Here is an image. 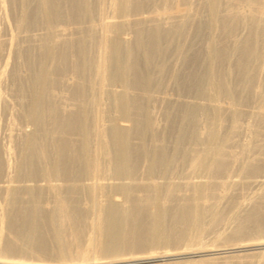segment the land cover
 Segmentation results:
<instances>
[{
    "label": "bare ground",
    "instance_id": "1",
    "mask_svg": "<svg viewBox=\"0 0 264 264\" xmlns=\"http://www.w3.org/2000/svg\"><path fill=\"white\" fill-rule=\"evenodd\" d=\"M0 120V264H264V0H0Z\"/></svg>",
    "mask_w": 264,
    "mask_h": 264
},
{
    "label": "rangeland",
    "instance_id": "2",
    "mask_svg": "<svg viewBox=\"0 0 264 264\" xmlns=\"http://www.w3.org/2000/svg\"><path fill=\"white\" fill-rule=\"evenodd\" d=\"M148 6H149V7H147V9L144 8V10L146 11V13H145V11L143 10V12H144L143 16H144V15H147V16H148V15H149L148 13H151L150 11L153 10V7L150 8V5H148ZM152 6H153V5H152ZM174 8H175V7H174ZM174 8H173V9H174ZM171 12H172V11H171ZM175 13H176V11L172 12V14H175ZM178 18H179V17H176L175 19H178ZM85 23L87 24V22H84L83 24H85ZM76 25H77V24H76ZM178 57H179V58H178ZM168 60L171 61V62H175V66H179V65L181 64V62H182V58H181L177 53L169 54ZM173 60H174V61H173ZM176 60H177V61H176ZM63 92H64V91H63ZM65 93H67V92H65ZM65 93H62V96H63V95H65V96L69 95V93H67V94H65ZM63 97H64V96H63ZM67 97H68V96H67ZM72 101H73V100H70V101H69V99L67 100V102L70 103L71 108H73L74 105L76 106L75 101L73 102L74 105L71 104ZM159 104H160V103H157V106H158ZM72 105H73V106H72ZM162 105H163V104H162ZM157 115H159V113H157ZM159 116H160V115H159ZM0 124H2L1 120H0ZM26 128H28V126H26ZM0 129H1V130H0V133H1V134H0V140H1V139L3 138L2 136H4V135H3V129H4L3 125H0ZM142 170H143V169H142ZM140 173H141L142 175H144V172L141 171V172H139V174H140ZM139 174H138V175H139ZM142 175H141V176H142ZM138 192H140L139 195H141V196H142V193H144L143 191H137V193H138ZM141 192H142V193H141ZM48 204H50V202H48ZM221 205H222V206L224 205V206L222 207V211H223V216H224V217L222 218L223 220L221 221L222 224H223V226H220V225H218V224H217L216 226H217V227H218V226H219V227H224V225L226 224V225H225V227H226L227 225L230 224L229 219H226V218L229 217L230 210H229V207L226 205V203L223 202V203H221ZM228 212H229V213H228ZM231 213H232V212H231ZM224 214L227 215L228 217L225 216ZM224 219H225V220H224ZM226 220H227V221H226ZM205 221H206V219H205ZM224 221H225V222H224ZM228 221H229V223H227ZM221 222H220V223H221ZM223 222H224V223H223ZM220 223H219V224H220ZM222 224H221V225H222ZM216 226H215V227H216ZM215 227H214V228H215ZM215 229H217V228H215ZM86 230L88 231V228H87ZM213 230H214V229H212V228H209L208 231L206 230V231L203 233V237H204L203 239H205V240H207V241L214 240V232H215V231H213ZM217 230H218V229H217ZM207 232H208V233H207ZM2 233H3V234H2V237H3V238L1 239L2 242L0 241V244H2V243L4 242V239H6L7 236H9L8 238H14V235H13L12 233H8V232L6 231V228H3ZM7 233H8V234H7ZM206 233H207V234H206ZM210 233H211V234H210ZM251 233H253V232H251ZM6 234H7V236H6ZM253 234H254V233H253ZM253 234H250V235L252 236ZM10 236H11V237H10ZM12 236H13V237H12ZM207 237H208V239H207ZM211 237H212V238H211ZM253 240H254V239H251V240H249L248 242H249V243L254 242ZM13 241L16 243V245H21V244H22V241L18 240L17 238H14ZM17 241H18V242H17ZM19 241H20V242H19ZM263 241H264V240H263ZM240 244H242V243H239L238 245H240ZM243 244H244V243H243ZM238 245H237V246H238ZM22 255H23V254H21V257H22ZM16 256H18V257H16ZM19 256H20V253H16V254L13 253V254H11V256H10V255H6V259H10V260L13 259L12 261H15V262H17V263H19V264H33V263H37V262H35V261L33 260V256H31V257L29 256V257H28V255H24L22 260L20 259L21 257H19ZM26 256H27V257H26ZM10 257H11V258H10ZM14 258H15V259H14ZM16 258H17L18 260H17ZM31 259H32V260H31ZM43 259H44V258H43ZM52 259H53V258H52ZM52 259H50V261H52ZM45 260H46V259H45ZM31 261H32V262H31ZM48 261H49V260H46L45 262L48 264V263H50V262H48Z\"/></svg>",
    "mask_w": 264,
    "mask_h": 264
}]
</instances>
